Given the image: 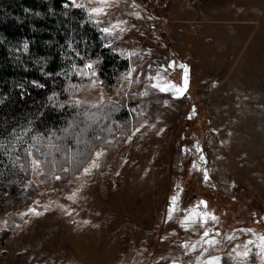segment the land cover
Here are the masks:
<instances>
[{
  "label": "rangeland",
  "instance_id": "1",
  "mask_svg": "<svg viewBox=\"0 0 264 264\" xmlns=\"http://www.w3.org/2000/svg\"><path fill=\"white\" fill-rule=\"evenodd\" d=\"M75 1L89 20L101 13ZM128 1L98 25L100 46L126 64L113 57L101 79L70 46L44 95L61 91L58 115L72 100L149 99L118 112L72 171L59 160V122L7 120L0 264H264V0ZM169 21L184 26L174 38ZM30 32L7 51L31 67Z\"/></svg>",
  "mask_w": 264,
  "mask_h": 264
},
{
  "label": "trees",
  "instance_id": "2",
  "mask_svg": "<svg viewBox=\"0 0 264 264\" xmlns=\"http://www.w3.org/2000/svg\"><path fill=\"white\" fill-rule=\"evenodd\" d=\"M126 4L127 0H118L111 10L100 13L97 19L89 20L84 17L75 0H0V96H3L0 97V130L6 127L7 120H17V123L21 120L18 127L22 129L25 124L54 119L59 122V126L53 131L58 141L56 148L63 153L59 159L60 163H63L65 169L72 171L90 156L95 146L103 143L111 119L115 118L118 112L129 114L130 109L137 104L141 106L146 103L149 99L146 94L128 92L126 97L121 94L120 97L104 98L97 103L73 100L70 104L62 102L57 108L58 115L54 111V98L56 93L63 98L61 91L54 92L49 97L47 92L44 95V88L50 79L59 81L58 74L51 68V64L62 60L64 55L70 52V46L78 64L92 62L97 76L101 79L104 71L109 68L111 70L113 64H116L114 59L120 62L119 67L126 64V61L124 64L117 55H113L114 59L112 55L110 57L108 47L100 46L104 32L98 28L99 24H103L104 20L109 21L116 10ZM78 23L82 24L80 35L74 31L81 27ZM20 29L31 31L26 35V43L29 53L31 52L30 57L34 56L38 62L37 66L30 67L29 54L26 57V54H19L20 64L26 66L25 71L21 65H16L19 55L16 57L17 54L7 51L8 45L11 44L8 42L16 41ZM71 30L76 36H73ZM10 38L13 39L10 41ZM48 73L50 75L46 76ZM56 83L58 86L59 82ZM36 112H39V115ZM26 116L29 121L25 123ZM76 150H84L83 157L70 154Z\"/></svg>",
  "mask_w": 264,
  "mask_h": 264
},
{
  "label": "crops",
  "instance_id": "3",
  "mask_svg": "<svg viewBox=\"0 0 264 264\" xmlns=\"http://www.w3.org/2000/svg\"><path fill=\"white\" fill-rule=\"evenodd\" d=\"M86 1V3L87 4H90L89 6H91V7H97V11L96 12H101V13H105V12H108L109 10H111L112 8H113V6L115 5V3L118 1V0H85ZM96 3H95V2ZM174 2H172V0H166V4H165V6L169 3V4H177V0H176V2H175V0H173ZM129 3H130V1H128V3L126 4V5H124V7H127L128 5H129ZM171 6V5H170ZM169 6V8H168V10H170L171 12H173V9L171 8ZM124 7H122V8H124ZM193 9V11H195V10H197V9H201L200 7H193L192 8ZM122 10V9H121ZM121 10H119V13L121 12ZM194 13H196V11L194 12ZM118 14V13H117ZM175 16L177 17H175L176 19H180V20H184L185 18H188V17H186V16H184V17H182V16H180V15H178V14H175ZM164 20V19H163ZM164 21H166V20H164ZM169 23H170V25L169 24H167L166 25V27H167V36L169 37V38H174L175 36H176V33H178V29H179V31H181L182 29H183V25H181V24H178L177 22H172V21H169ZM201 28H202V25H201ZM200 28V26L198 27V29H200V30H202ZM199 30V31H200ZM194 31H196V29L194 30ZM193 31V32H194ZM191 33V32H190ZM136 34H138V32H136ZM195 34V33H194ZM139 35V34H138ZM197 35V34H196ZM137 37H141V36H137Z\"/></svg>",
  "mask_w": 264,
  "mask_h": 264
},
{
  "label": "snow or ice",
  "instance_id": "4",
  "mask_svg": "<svg viewBox=\"0 0 264 264\" xmlns=\"http://www.w3.org/2000/svg\"><path fill=\"white\" fill-rule=\"evenodd\" d=\"M173 200H175V197L173 198ZM213 219H215V217H213ZM205 235H207V233H205ZM214 243V241H213ZM245 255H247V253H245ZM217 264H218V258H217Z\"/></svg>",
  "mask_w": 264,
  "mask_h": 264
}]
</instances>
